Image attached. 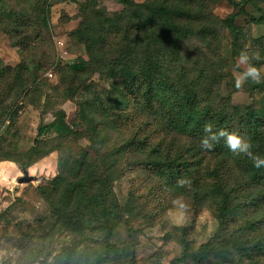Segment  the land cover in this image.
I'll return each mask as SVG.
<instances>
[{
	"label": "rangeland",
	"instance_id": "rangeland-1",
	"mask_svg": "<svg viewBox=\"0 0 264 264\" xmlns=\"http://www.w3.org/2000/svg\"><path fill=\"white\" fill-rule=\"evenodd\" d=\"M235 1L236 6L227 0H0V61L21 65L23 71V88L5 100L8 114L0 120V212L12 205L0 223V264H65L66 251L79 241L87 240L91 252L104 247L105 232L87 233L85 239L78 230L71 233L58 223L40 188L58 176L60 155L69 170L86 154L95 165L96 133L105 127L120 136L114 126L125 124L128 134L148 129L154 141H172L174 137L141 110L143 101L130 93L121 77L139 72L148 60L164 80L195 89L202 108L231 118V132L249 140L241 121L248 108L264 123V23H253L249 15L262 16L264 0ZM142 4L171 8L175 22L185 27L189 34L180 41L179 55L173 46L174 52L153 42L160 24L147 18ZM242 7L248 15L236 20L245 33L240 47L262 79H249L237 89L236 76L247 65L237 66L239 55L224 20ZM95 63L104 68L95 69ZM75 64L83 69L74 70ZM98 99L108 112L91 109L87 117L85 102ZM61 112L73 130L62 153L54 151L27 168L32 180L19 183L25 173L16 160L34 145L38 129ZM44 140L50 148L61 143L53 132ZM252 151L264 157V142ZM233 156L234 213L224 226L219 225L214 200L196 211L187 193L167 188L134 158L125 160L109 182L125 221L111 237L116 249L105 264H264V255L243 251L264 239V182L253 183L246 171L252 168L261 176L264 167L255 168L243 154ZM177 197L188 205L182 220L172 204ZM251 220L259 221L261 230L249 231L246 224ZM184 236L193 252L211 240V254L203 262L182 259Z\"/></svg>",
	"mask_w": 264,
	"mask_h": 264
},
{
	"label": "trees",
	"instance_id": "trees-1",
	"mask_svg": "<svg viewBox=\"0 0 264 264\" xmlns=\"http://www.w3.org/2000/svg\"><path fill=\"white\" fill-rule=\"evenodd\" d=\"M227 1L234 6L238 5L235 0ZM139 7L146 12L147 18L160 24L153 42L161 45L164 50L170 49L174 52L173 46L175 53L179 55L182 49L180 41L189 33L185 27L175 22L177 19L171 8L154 4H142ZM243 14L248 15L244 7L224 20L233 38V48L237 55L242 51L240 42L245 37V33L236 20ZM249 17L255 24L264 23V14L260 17L251 15ZM43 20L46 22V17H43ZM154 64L153 60L152 62L148 60L139 72L129 75V78L121 77L130 93L136 99L143 101L141 110L150 118L156 119L157 126H160L167 136L171 134L174 137L172 141L169 142L167 139L154 141V132L148 129L128 134L125 124L114 126L113 131L120 136H114L105 127L96 133L95 165L90 161L91 156L86 154L81 160L76 161L72 170H69L65 168L67 159L60 155L58 176L51 181L50 186L40 188L57 222L63 223L67 231L73 233L78 230L85 239L87 233L97 231L106 233L103 248L91 252L87 240L79 241L75 248L66 251L65 264H105L114 253L116 244L111 241V237L123 225L125 215L122 204L109 182L113 181L111 176L119 173L121 164L129 157L149 167L167 188L187 193L196 211L202 210L209 200H214L219 225L224 226L234 213L232 206L234 190L230 184V174L233 172L230 160L234 157L233 153L226 147L223 139L219 143H214L210 150L201 147V140L207 135L203 131L206 123L212 124L214 132L221 129L231 132L232 119L221 113L217 114L218 111L213 108H202L195 89L189 86L182 88L174 82L164 80L161 70L155 69ZM71 67L74 70L83 69V65L80 64ZM103 68L95 63V69ZM114 70L115 68L112 67L111 71ZM22 73L21 65L12 67L0 61V120L8 114L9 107L5 105V100L18 89L23 88L19 82ZM85 104L84 111L87 117V111L90 112L91 109L102 115L105 111L108 112L101 99L87 100ZM241 121L253 148L263 144L264 123L258 114L252 108H248ZM49 132L61 138L59 145L47 147L48 143L44 140V136ZM157 132L160 133L159 130ZM72 133V127L66 122L65 113L61 112L52 123L38 129V137L34 145L23 153L22 159L16 160L20 169L26 170L54 151H59L61 154L64 141ZM181 142L186 144L177 146ZM212 162L215 165L210 168ZM24 164L26 165L23 166ZM95 167H97L96 173ZM246 171L253 183L260 185L264 182V175L258 176L252 168H247ZM93 174L95 176L90 180L89 177ZM182 178L188 183L180 186L178 181ZM11 207L12 205L0 212V223ZM246 226L253 233L262 228L256 220L248 221ZM182 245V259L191 258L196 262H203L213 250L211 240L202 243L194 252L191 251L190 243L185 236ZM243 251L264 255V239L250 248H243Z\"/></svg>",
	"mask_w": 264,
	"mask_h": 264
},
{
	"label": "clouds",
	"instance_id": "clouds-1",
	"mask_svg": "<svg viewBox=\"0 0 264 264\" xmlns=\"http://www.w3.org/2000/svg\"><path fill=\"white\" fill-rule=\"evenodd\" d=\"M250 55L246 51H242L239 55V65H247L246 70L238 74L235 79V87L237 89L242 88L243 84L251 79L254 83H260L262 79V75L260 70L253 66L250 63ZM203 131L207 134L201 140V147L205 150H210L213 148L214 143H219L221 139L224 140L226 147L229 149L230 152L239 156L243 154L244 156L248 157L253 166L257 169L264 167V157H261L259 154H256L252 151L253 145L252 143L246 139L245 137L235 133L229 132L226 129H221L218 132L213 131V126L210 123H206L203 127ZM0 177H2V173H0ZM188 183L185 179H180L178 184L180 186L185 185ZM174 208L178 209L181 213L179 219H183V213H185L188 209V205L184 202L183 197H177L172 201ZM3 253H0L2 256Z\"/></svg>",
	"mask_w": 264,
	"mask_h": 264
},
{
	"label": "water",
	"instance_id": "water-1",
	"mask_svg": "<svg viewBox=\"0 0 264 264\" xmlns=\"http://www.w3.org/2000/svg\"><path fill=\"white\" fill-rule=\"evenodd\" d=\"M24 173H25V176L24 177H21L19 179V181H18L19 183L28 182V181H31L32 180V177L29 176V175H27V171L26 170H24Z\"/></svg>",
	"mask_w": 264,
	"mask_h": 264
},
{
	"label": "built area",
	"instance_id": "built-area-1",
	"mask_svg": "<svg viewBox=\"0 0 264 264\" xmlns=\"http://www.w3.org/2000/svg\"><path fill=\"white\" fill-rule=\"evenodd\" d=\"M60 46H64V42L59 41Z\"/></svg>",
	"mask_w": 264,
	"mask_h": 264
}]
</instances>
